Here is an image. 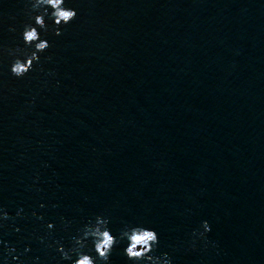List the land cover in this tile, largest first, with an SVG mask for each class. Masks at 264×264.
Wrapping results in <instances>:
<instances>
[{"label": "water", "instance_id": "95a60500", "mask_svg": "<svg viewBox=\"0 0 264 264\" xmlns=\"http://www.w3.org/2000/svg\"><path fill=\"white\" fill-rule=\"evenodd\" d=\"M30 2L0 0V264H71L97 215L154 229L157 264H264V0H65L16 78Z\"/></svg>", "mask_w": 264, "mask_h": 264}, {"label": "clouds", "instance_id": "9594fccd", "mask_svg": "<svg viewBox=\"0 0 264 264\" xmlns=\"http://www.w3.org/2000/svg\"><path fill=\"white\" fill-rule=\"evenodd\" d=\"M33 12L37 14L32 15ZM28 16L29 20L23 24L21 32L24 47L16 46L7 49L8 54L12 57L9 65L10 74L16 78H23L36 70L40 66L39 54L46 52L51 47L46 39L41 38L40 30L46 32L51 28L54 34L61 35V29L76 19L77 10L66 6L65 0H31ZM46 16L52 20L51 26L46 24ZM10 31H15V29L10 27ZM44 59L50 60L51 57L45 56ZM33 214L35 215V213ZM0 215L4 219L9 218L7 212ZM16 215H20L19 210ZM108 223L107 217L97 215L94 220L89 221L82 229L78 230V235L72 237L71 247L65 249L59 242H56L62 258L70 260L71 264H97L98 261L100 264H107L113 248L125 239L127 244L123 252L133 264H148V262L157 264V261L162 257H167V253L162 254V257L155 255L159 236L154 229L139 224H126L117 237L108 228ZM47 227L51 229L53 225L48 223ZM201 229L194 230V235L206 240V233L210 231L209 223L202 221ZM89 242L92 248L85 251ZM212 243L215 246V242ZM91 251H94L96 255H91ZM162 264H170V258L163 259Z\"/></svg>", "mask_w": 264, "mask_h": 264}]
</instances>
